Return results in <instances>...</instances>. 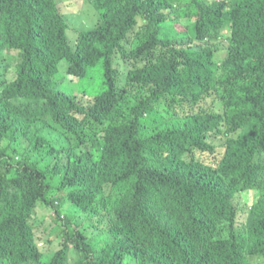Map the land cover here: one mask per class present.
Here are the masks:
<instances>
[{"label": "trees", "instance_id": "1", "mask_svg": "<svg viewBox=\"0 0 264 264\" xmlns=\"http://www.w3.org/2000/svg\"><path fill=\"white\" fill-rule=\"evenodd\" d=\"M96 1L63 75L56 0H0V264H264V0ZM39 206L57 250L37 246ZM96 217L88 238L75 221Z\"/></svg>", "mask_w": 264, "mask_h": 264}, {"label": "rangeland", "instance_id": "2", "mask_svg": "<svg viewBox=\"0 0 264 264\" xmlns=\"http://www.w3.org/2000/svg\"><path fill=\"white\" fill-rule=\"evenodd\" d=\"M59 9H60V13L62 14V16L64 17L69 29L61 32V34H55L53 36V40H52V46H54L55 44H57V39L61 38V41H66V50L65 49H57V47L55 46V48L53 47V51L56 50V60H58V65L61 69V72L63 75L66 74V70L68 68V64H69V52L74 50L76 47V37H77V30L78 29H83V30H89L91 28H94L97 25V8L99 6V4L97 3L96 0H56ZM196 19V18H195ZM183 24H188L189 20L188 19H184ZM182 22L180 23L182 25ZM139 23H141V21H139ZM219 25H221V22L219 21ZM183 26V25H182ZM207 28H211L210 26H207ZM215 29V28H212ZM222 29V33L223 35H227L229 32V28L228 26H223L221 27ZM136 32L135 34H132L130 37V41H129V47H131L132 44H134V41H136ZM216 44L219 46V48L223 51H225L224 49H229V42L225 41V40H218L216 41ZM69 45V47H68ZM97 53H91L89 56L90 62L91 63H95L96 59H97ZM119 60L116 61V63H118ZM10 64L15 67L18 64V60L17 59H12V61L10 62ZM132 63H124L123 61L120 63V65L118 64V68L119 71L121 73L126 72L130 67H131ZM134 68V63H133V67ZM17 75V71L16 69H11L10 73H8V79H14ZM220 75H222V72L220 73ZM96 80V79H95ZM93 80L94 82L93 87H95V84H98L97 81ZM68 90H71L72 88L70 86H66ZM96 89H98V85H96ZM85 100L91 102L92 98H89V96L85 97ZM213 98V97H212ZM213 99H210L209 102H211ZM87 102V103H89ZM41 129V130H38ZM35 135H39L40 137H44L45 139H47L49 141V143L51 144V146H53V148H57V150L61 151L62 148H64L67 143L64 140V137L62 135H60L59 132H56L50 128H34L30 131V135L29 138L32 139ZM224 139L222 138H218L215 140V146H216V150H215V154H210L207 155L208 157H205L203 160L208 163V164H213L215 162L218 161V159H221L224 155V151H225V147H224ZM56 164V160L54 158L51 159V165L53 166L52 169H54ZM59 178H61V174L56 175L55 176V180H59ZM121 198L119 196H117L116 201L120 200ZM243 199V197H242ZM241 198L238 199V202H243ZM245 201L247 203V206H250L251 202H252V196L250 192H247V194L245 193ZM69 207V204L66 206V208ZM40 208V209H39ZM38 210L36 211L38 219L41 221V225L39 228L41 233H38L36 235V242H37V246L39 249L43 250V249H47V250H57L61 247L62 242L61 240H56L53 241L52 239L55 236H58L59 232V225L57 222L53 221V217L55 215V212L51 209L48 208H44L43 206H39ZM66 210V209H65ZM99 215H103V211L101 209H99L98 211ZM101 219L99 217H96V219L94 221V228L93 230H91L90 227V222L88 219H82V218H78L75 223L78 224V228L81 232H83L85 234L86 237L88 238H92V237H96L97 235H99V233H101V221L98 222V220ZM243 217L240 218L239 221H243ZM37 230V231H38ZM40 239V240H39ZM53 241V242H51ZM79 254L77 253V251L75 250H70L69 251V256H70V260L72 259H76L77 256ZM250 261L252 264H261L259 261H262L260 259H258V257H250Z\"/></svg>", "mask_w": 264, "mask_h": 264}, {"label": "clouds", "instance_id": "3", "mask_svg": "<svg viewBox=\"0 0 264 264\" xmlns=\"http://www.w3.org/2000/svg\"><path fill=\"white\" fill-rule=\"evenodd\" d=\"M218 16H219V14H218ZM196 19H199V18L196 17ZM219 21L221 22V25H219ZM213 24H214V26H217V28H219V31L221 32L222 35H223V33H222L221 27L228 26V28H229L228 34L226 36L224 35V37L220 38L219 40H225V41L229 42V36H230V33H231L230 32V25H224L223 22L219 18H215L214 21H213ZM217 28H215V29H217Z\"/></svg>", "mask_w": 264, "mask_h": 264}]
</instances>
